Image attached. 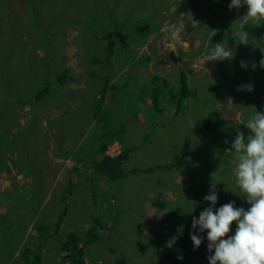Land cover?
Returning a JSON list of instances; mask_svg holds the SVG:
<instances>
[{
	"label": "rangeland",
	"instance_id": "374dc122",
	"mask_svg": "<svg viewBox=\"0 0 264 264\" xmlns=\"http://www.w3.org/2000/svg\"><path fill=\"white\" fill-rule=\"evenodd\" d=\"M230 3L0 0V264L18 260L35 242V226L51 230L62 212L41 264H72L60 249L69 233L85 243L82 264H208L214 252L207 231L194 229L192 219L229 202L250 207L236 184V153L227 150L237 132L247 137L255 110L264 113V21H249L248 44L238 43L247 6ZM113 28L121 33L105 58L101 34ZM217 43L234 57L208 62ZM64 67L74 80L34 102ZM178 70L188 88L178 113L165 103L168 94L154 113L151 76L163 77L174 92ZM104 75L117 89L112 96L107 89L98 124L90 107ZM244 85L252 91L238 90ZM120 124L123 143L97 142L99 130L114 132ZM122 147L133 149L123 175L115 181L98 175L95 164ZM178 158V168L167 167ZM212 180L214 206L203 199ZM93 220L95 238L85 241ZM235 229L234 222L229 234ZM191 234L202 237L199 247Z\"/></svg>",
	"mask_w": 264,
	"mask_h": 264
},
{
	"label": "clouds",
	"instance_id": "9594fccd",
	"mask_svg": "<svg viewBox=\"0 0 264 264\" xmlns=\"http://www.w3.org/2000/svg\"><path fill=\"white\" fill-rule=\"evenodd\" d=\"M247 6V13L240 20V31L236 34L240 44H248L249 32L244 28L249 21H264V0H231L229 8L239 9ZM191 18L192 25L199 27L200 22ZM174 39H179L177 32L173 31ZM234 52L224 43H217L209 47L206 57L208 62L230 60ZM264 67V59L260 61ZM241 67H247L241 61ZM255 68V64L252 65ZM252 91L251 85H244L238 90ZM249 134L245 137L243 132H237L229 152L236 153L235 177L236 184L243 192L247 203V210L236 207L234 202L226 203L214 211L210 206L205 208L199 217H193L192 227H199L200 232L207 231L209 252L208 264H264V113L255 110L247 123ZM227 143V141H225ZM216 184L212 180L209 194L204 200L215 205L218 199ZM195 202H193V209ZM192 209V210H193ZM235 222L234 235H229L231 226ZM194 248L199 247L202 237L198 234L190 235ZM182 259V257H177Z\"/></svg>",
	"mask_w": 264,
	"mask_h": 264
},
{
	"label": "trees",
	"instance_id": "16d2710c",
	"mask_svg": "<svg viewBox=\"0 0 264 264\" xmlns=\"http://www.w3.org/2000/svg\"><path fill=\"white\" fill-rule=\"evenodd\" d=\"M109 22H111L113 27L114 23L112 21ZM119 33H121V30H119L118 28H113L112 30L105 31L101 34V40L104 43V51L106 53L105 58H108L109 54L112 52V49L114 47L115 37H113V35L119 37ZM177 77H178L177 88L173 92L169 89V84L163 77H160L158 74H153L151 76L149 81L150 87L147 95H148L149 107L154 113L160 114L163 110V108H160L159 105V103L163 100L162 94H168L170 101L165 103H168L169 105H174L175 110L173 111L175 112V114L178 113L180 108L179 105H181L185 96L187 95L188 88L186 84L185 75L181 70H178ZM73 80L74 77L71 75L70 69L64 67L62 70L56 72L53 75V78L50 82L44 83L42 87L35 92L33 96L34 97L33 101L34 102L42 101L45 96H48V94H50L49 92L52 88H58V87L61 88L64 85L72 82ZM107 89L110 96H112V94L115 92L117 87H115L114 85H110L108 76L104 75L102 78V85L99 91L97 92L98 96L92 99V105L90 107V112H92V118L94 120L96 119L95 121L98 124L102 123L104 120V116L102 115L103 113L102 114L100 113L101 111L103 112L106 109V107H104L102 104V99L104 98ZM207 123L208 122H206L205 124ZM123 126H124L123 124H120V126L117 127L114 132L111 131L110 129H104V128L99 130V132H97L98 134V137L96 139L97 142L98 140L108 138L107 142L109 143L114 141L123 143L121 140V137L124 133V131L122 132ZM107 142L103 144L106 146ZM132 151H133L132 148L122 147L120 152L113 157L103 155L101 159L95 164L94 171L98 175L107 179L108 181L117 180L119 177L123 175L122 166L124 165V162L128 159V156L132 153ZM181 160L182 158H178L167 167L178 168L182 164ZM130 172L133 173L134 170H131ZM203 195H204V191H203ZM62 217H63V212L58 216L51 230H47L46 227L43 225L40 224L36 225L35 242L25 246L19 255V259L10 262L9 264H41L43 258L42 256L43 251L46 247L47 241L51 236L57 234ZM95 221L97 222V220L92 221V224L89 227V230L86 234L87 240L85 241H91L95 238V236L93 235V232L95 230L94 227L97 226L95 224ZM84 245L85 243L80 242L79 238L74 233L67 234L64 238V241L60 245V249L64 252L63 259L66 262L72 264H82L83 255H84ZM116 264H121V263H116Z\"/></svg>",
	"mask_w": 264,
	"mask_h": 264
},
{
	"label": "crops",
	"instance_id": "0c3cea01",
	"mask_svg": "<svg viewBox=\"0 0 264 264\" xmlns=\"http://www.w3.org/2000/svg\"><path fill=\"white\" fill-rule=\"evenodd\" d=\"M108 156V155H107ZM109 157H113V156H109Z\"/></svg>",
	"mask_w": 264,
	"mask_h": 264
}]
</instances>
